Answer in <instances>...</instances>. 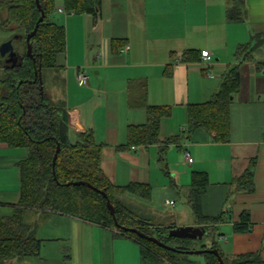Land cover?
<instances>
[{"label": "crops", "instance_id": "1", "mask_svg": "<svg viewBox=\"0 0 264 264\" xmlns=\"http://www.w3.org/2000/svg\"><path fill=\"white\" fill-rule=\"evenodd\" d=\"M62 6L57 0L52 20L65 28V52L47 79L49 100L66 115L70 142L77 133L92 131L102 145L101 170L112 184L149 186L148 197L126 193L120 200L160 230L205 227L188 203L191 174L205 172L201 213H222L224 220L206 225L212 232L203 243L214 240L228 260L246 255L264 263V0H244L245 19L239 23L226 21L225 0H102L96 21L67 15L59 11ZM256 37L261 41L252 59L239 63L237 47L255 44ZM188 50H207L213 61L178 62ZM233 65H239L240 85L231 99L228 141L215 142L198 129L190 139L168 144L163 161L162 143L125 146L128 126L147 122L145 106L169 109L160 120V140L179 136L188 106L211 99ZM82 70L87 85L77 79ZM27 154L0 142V217L11 215L18 202V163ZM251 161L254 190L238 191L234 181ZM167 207L175 209L168 214ZM243 212L250 225L237 232ZM24 221L35 226L40 251L11 264H144L139 244L115 230L44 210L25 211Z\"/></svg>", "mask_w": 264, "mask_h": 264}, {"label": "trees", "instance_id": "2", "mask_svg": "<svg viewBox=\"0 0 264 264\" xmlns=\"http://www.w3.org/2000/svg\"><path fill=\"white\" fill-rule=\"evenodd\" d=\"M102 0H62L63 12L67 15H91L99 17ZM225 18L228 23L244 21V0H225ZM43 20L30 40L31 55L26 56V36L31 33L41 12L35 0H0V30L15 31L17 38L12 43L20 59V65L7 67L0 57V142L11 148H22L27 157L18 163L20 192L13 213L0 217V264H11L39 254L40 240L35 226L24 221L27 210H44L72 216L102 228L112 229L134 239L139 244L144 264H220L217 256L207 252L189 255L186 246H171L170 241L189 244L188 239L168 236L170 228H154L121 202L130 193L148 197L147 185L129 184L120 187L112 184L103 174L101 163L102 145L95 142L92 131L77 133L76 140L70 142L69 126L65 113L51 104L43 87V71L57 67V56L65 52V28L52 20L57 0H39ZM255 44L239 45L235 59L242 63L252 59L254 49L261 41L256 37ZM19 39V40H18ZM200 58L191 50L183 53L182 62ZM10 66V64H9ZM240 85L239 65L228 68L222 77L217 92L207 102L189 105L188 119L179 136L160 140V120L169 115V109L162 106H145L147 122L142 125H129L126 147L148 146L162 143L159 161H163L168 144L178 143L182 138L190 139L192 134L202 129L213 135L215 142H226L230 135V104ZM145 93V92H144ZM144 96V94H143ZM138 103V102H137ZM136 103V104H137ZM57 153L53 166V158ZM253 161L234 183L238 191L252 192ZM82 182V185H66ZM208 185L205 172H193L188 193V203L197 221L204 224L206 236L212 230L206 225H215L224 220L221 213L216 217H204L199 200ZM101 193H104L102 195ZM114 208V216L107 208V200ZM250 225V215L243 212L235 231L244 232ZM137 230L146 236L154 237L175 249L167 250L139 237L131 231ZM203 241V239L201 240ZM200 241V242H201ZM217 249L216 242L199 244L198 250ZM194 250V251H198ZM219 252L224 264H264L249 256H239L228 260ZM196 257H200L196 259Z\"/></svg>", "mask_w": 264, "mask_h": 264}, {"label": "water", "instance_id": "3", "mask_svg": "<svg viewBox=\"0 0 264 264\" xmlns=\"http://www.w3.org/2000/svg\"><path fill=\"white\" fill-rule=\"evenodd\" d=\"M36 2V6L37 8L40 10L41 12V17L39 18V20L37 21L34 30L29 33L26 36V56L27 57H32L31 55V45H30V40L33 38V36L35 35L37 29H38V25L39 23L42 22L43 20V11L41 10V6L39 4V0H35ZM0 57L1 58H5L4 62L7 65V67L13 68L15 66H19L20 65V59L17 55V53L14 51V47H13V43L12 40H9L7 42H4L3 44L0 45ZM10 64V66H9ZM59 151V148H57L56 154L53 158V166L55 164L56 161V157H57V153ZM82 182H71L66 184L68 185H73V186H77V185H82ZM102 195H104L106 197V195L104 193H101ZM107 198V197H106ZM107 200V199H106ZM107 208L110 211L111 215L114 216V208L113 206L110 204V202L107 200ZM132 232H134L135 234H137L139 237L144 238L154 244H156L157 246L167 249V250H171V251H175V249L165 245L163 242L157 240L154 237H149L146 236L145 234L137 231V230H133L131 229ZM206 235V231L203 227H180V228H173L170 229L168 236L171 238H176V239H188V240H202L203 237ZM210 252L212 254H214L215 256H217L220 264H224L222 258L219 256V252L217 249H211V250H198V251H190V252H186L189 255H200L203 253H207Z\"/></svg>", "mask_w": 264, "mask_h": 264}, {"label": "rangeland", "instance_id": "4", "mask_svg": "<svg viewBox=\"0 0 264 264\" xmlns=\"http://www.w3.org/2000/svg\"><path fill=\"white\" fill-rule=\"evenodd\" d=\"M56 22V21H55ZM18 37V33L17 32H15V31H13V30H11V31H4V30H0V45L1 44H3L4 42H7V41H9V40H12L13 38L15 39V38H17ZM16 40V39H15ZM19 40V39H18ZM17 41V40H16ZM13 45L15 46V47H18V45H17V43L15 42V43H13ZM49 69H47V70H44L43 71V87H44V90H45V93L46 94H49V91H50V85H49V81H48V79H47V72H49L48 71ZM89 72V74H91V71H88ZM1 71H0V76H1ZM92 74H94L93 72H92ZM49 97H50V94H49ZM57 99V98H56ZM51 104H53V101H52V99H51ZM172 206V205H171ZM167 209V213L169 214V213H171L172 212V210H174L175 208L174 207H167L166 208ZM206 239V238H205ZM201 242H204V240L203 241H201ZM199 240H191L190 239V241H189V244L188 243H186V244H181V242L180 241H176V240H171L170 241V245L171 246H173V247H175V246H181V245H184V246H186L188 249H190L191 251H194V250H198V247H199V244L201 243ZM196 259H199L200 261H201V258L200 257H196Z\"/></svg>", "mask_w": 264, "mask_h": 264}, {"label": "built area", "instance_id": "5", "mask_svg": "<svg viewBox=\"0 0 264 264\" xmlns=\"http://www.w3.org/2000/svg\"><path fill=\"white\" fill-rule=\"evenodd\" d=\"M59 11H62L61 9ZM128 47L124 48V50H127ZM181 60V57L177 58V61L179 62ZM200 61L203 63L205 66L210 64L213 61V57L211 53L207 50H203L200 52ZM77 79L79 82H81L83 85L88 84V76L85 74L84 70L79 71L77 74ZM185 160L187 163H192V159L189 155V153L185 152L184 154ZM165 204L167 205H173V201H165Z\"/></svg>", "mask_w": 264, "mask_h": 264}, {"label": "flooded vegetation", "instance_id": "6", "mask_svg": "<svg viewBox=\"0 0 264 264\" xmlns=\"http://www.w3.org/2000/svg\"><path fill=\"white\" fill-rule=\"evenodd\" d=\"M4 60H5V58H4Z\"/></svg>", "mask_w": 264, "mask_h": 264}]
</instances>
